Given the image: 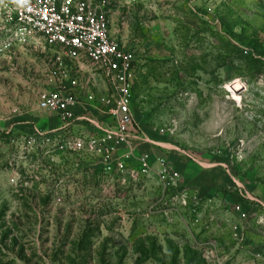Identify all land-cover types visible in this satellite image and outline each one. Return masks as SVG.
<instances>
[{
  "label": "rangeland",
  "instance_id": "obj_1",
  "mask_svg": "<svg viewBox=\"0 0 264 264\" xmlns=\"http://www.w3.org/2000/svg\"><path fill=\"white\" fill-rule=\"evenodd\" d=\"M1 1L0 264H264V0H105L136 53L122 168L102 80L80 128L35 111L47 50Z\"/></svg>",
  "mask_w": 264,
  "mask_h": 264
},
{
  "label": "built area",
  "instance_id": "obj_2",
  "mask_svg": "<svg viewBox=\"0 0 264 264\" xmlns=\"http://www.w3.org/2000/svg\"><path fill=\"white\" fill-rule=\"evenodd\" d=\"M104 3L105 0L1 1L10 22L25 36L37 35L43 50H47L44 69L34 84V102L37 111L56 116L59 125L54 131L90 121L86 104L95 100L98 80L104 82L108 92L105 114L112 127L106 128V138L110 151L126 149L115 163L122 168L129 150L141 139L134 123L131 93L136 53L109 34ZM79 104L84 111L77 114L75 107ZM148 169L146 157H142L136 173L145 175ZM165 171L162 168L161 172ZM167 174L170 179L178 175L175 171Z\"/></svg>",
  "mask_w": 264,
  "mask_h": 264
},
{
  "label": "crops",
  "instance_id": "obj_3",
  "mask_svg": "<svg viewBox=\"0 0 264 264\" xmlns=\"http://www.w3.org/2000/svg\"><path fill=\"white\" fill-rule=\"evenodd\" d=\"M108 19H109V34L113 37V38H115L119 43H121V39H122V37L121 36H119L118 34H120L119 32H117L116 34L115 33H113V32H111V27H110V23H111V18H110V15L108 14ZM44 66H45V64H44ZM44 66L41 68V70L43 71V69H44ZM34 84L35 83H33V86H31V93H33V101H34ZM86 107H88V109L89 108H93L94 107V105H92V104H89V106H88V104H86ZM34 109H35V111L36 112H38V113H40V114H43V116H45V117H48V118H54L55 117V120H57V118H56V116L55 115H53V114H48V113H44V112H39V111H37L36 110V108H35V103H34ZM84 111V107L81 105V104H79V105H77L76 107H75V112L77 113V114H80L81 112H83ZM89 111H90V109H89ZM57 122H58V120H57ZM83 124H85V122H83V121H80V122H76L75 124H73L71 127H69V128H80V127H82L83 126ZM58 125L56 124V126L55 127H57Z\"/></svg>",
  "mask_w": 264,
  "mask_h": 264
},
{
  "label": "bare ground",
  "instance_id": "obj_4",
  "mask_svg": "<svg viewBox=\"0 0 264 264\" xmlns=\"http://www.w3.org/2000/svg\"><path fill=\"white\" fill-rule=\"evenodd\" d=\"M230 86H232L233 89H238L239 88V82L234 81Z\"/></svg>",
  "mask_w": 264,
  "mask_h": 264
}]
</instances>
